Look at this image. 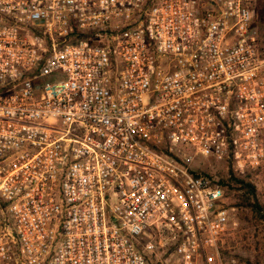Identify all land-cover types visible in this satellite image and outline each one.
<instances>
[{
  "label": "built area",
  "instance_id": "2783aa9c",
  "mask_svg": "<svg viewBox=\"0 0 264 264\" xmlns=\"http://www.w3.org/2000/svg\"><path fill=\"white\" fill-rule=\"evenodd\" d=\"M255 0H0V264H235L192 162L264 168Z\"/></svg>",
  "mask_w": 264,
  "mask_h": 264
},
{
  "label": "rangeland",
  "instance_id": "374dc122",
  "mask_svg": "<svg viewBox=\"0 0 264 264\" xmlns=\"http://www.w3.org/2000/svg\"><path fill=\"white\" fill-rule=\"evenodd\" d=\"M256 25L258 27L264 49V26H260L258 20ZM192 164L194 166L198 165L206 173H210L214 176L218 181V184L221 179L227 180L230 176V170L233 169L230 161L214 163L213 161L209 162L200 157H196ZM232 171L235 176L243 178L255 186L256 197L264 208V168L244 172L243 174L235 171L234 169ZM224 191H226L225 188ZM235 194V192H232L231 196H234ZM227 196L230 205H232V203L235 202L234 198H231L230 195ZM233 213L234 221L237 223V228L233 231L231 237L229 238L230 240L227 243V258L233 259L235 264H264V224L252 219L248 210L235 208ZM244 217H248L250 223L246 221L243 222L242 219H244Z\"/></svg>",
  "mask_w": 264,
  "mask_h": 264
},
{
  "label": "trees",
  "instance_id": "16d2710c",
  "mask_svg": "<svg viewBox=\"0 0 264 264\" xmlns=\"http://www.w3.org/2000/svg\"><path fill=\"white\" fill-rule=\"evenodd\" d=\"M253 16H254V27L258 32V36L261 43V50L264 53L261 36L258 27L256 25V22L258 20L259 25L264 26V0H255ZM232 170H230V176L227 180L225 179L220 180L219 182L220 186L225 188L226 195L231 196L232 192L236 193L234 196H231V198H234L235 200V202L232 203L233 207H235L236 209L248 210L250 212L249 214L252 219H254L255 221L262 222L264 224V208L259 203L256 197L255 186L252 183L246 181L245 179L235 176ZM245 172H249V171H245ZM242 221L243 222L246 221L250 223L248 217H244Z\"/></svg>",
  "mask_w": 264,
  "mask_h": 264
}]
</instances>
